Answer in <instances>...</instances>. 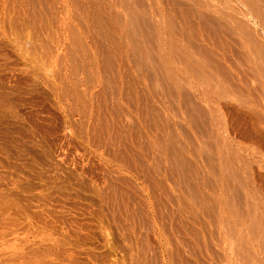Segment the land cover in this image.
Returning <instances> with one entry per match:
<instances>
[{
  "label": "rangeland",
  "instance_id": "obj_1",
  "mask_svg": "<svg viewBox=\"0 0 264 264\" xmlns=\"http://www.w3.org/2000/svg\"><path fill=\"white\" fill-rule=\"evenodd\" d=\"M145 1L135 12L162 27L175 8ZM227 1L205 0L228 15ZM126 7L0 0V264H233L232 206L191 148L205 140L189 129L182 100L137 67L126 23L134 6ZM166 57L185 93L201 91ZM220 101L206 102L216 110L214 152L232 146L245 196L251 179L264 192L263 157L250 146L264 153V126L254 129L245 108ZM176 155L190 162L188 179L170 171Z\"/></svg>",
  "mask_w": 264,
  "mask_h": 264
},
{
  "label": "bare ground",
  "instance_id": "obj_2",
  "mask_svg": "<svg viewBox=\"0 0 264 264\" xmlns=\"http://www.w3.org/2000/svg\"><path fill=\"white\" fill-rule=\"evenodd\" d=\"M169 2L173 6L172 8L175 9L170 10L169 14L166 13L165 21H163L165 23L160 27L158 22L153 24L152 19L149 18V21L148 18L142 17L144 14L142 16L138 14V10L140 11L138 7L141 8L142 0H133L135 5L140 6H136L138 13L135 12L134 4H132L134 11L131 10L133 8L129 12L127 11L129 13L126 22L128 26L127 38L131 45L130 54L138 63L136 65L139 69L145 71V73L149 71V74H146L151 80V84L154 82L155 89L165 91L170 95L168 97L172 99L182 100L183 115L189 129L192 133L198 134V137L200 136L202 140H205H203V143L200 142L201 145L196 143L198 147L192 144L191 148L192 150L195 148V151L198 148L197 153L204 156L207 167L210 168L211 172H217V179L220 181L221 187V192L218 194L220 200H222L224 206H232L230 207L231 211H229L234 218L232 224L233 250L231 249L233 264H261L264 262V192L257 190L255 180L251 179L250 184L252 185L249 184V186L252 189V196H248L249 199L245 196L242 190L244 188L243 176L239 172L241 168L237 170V166L231 165L233 164L232 159L236 157L234 156L236 150L233 151L232 146L227 144L229 149L227 145H222L218 154L215 153L217 151L214 152L215 146L211 141L216 137L211 128L213 126H211V114H214L212 110L215 109L211 110V104L209 105L206 102L216 103L222 98H229L247 110V113L254 120V126L256 127L254 129H257L259 125L264 126V0H229V2L227 1L228 6L226 5L227 2H224L225 6L231 11L228 15L223 12L224 10L221 7L218 6L217 9L215 8L217 6H213V8L208 2L206 4L205 0H169L166 3ZM120 3L124 5L125 9H127L126 6H132L129 0H119ZM102 20L97 18V25L105 27L108 23L105 24ZM118 21L120 23L121 19ZM259 24L262 25V27H259L260 31L254 28L258 27ZM110 25L111 23L109 27ZM161 33L163 36L167 35V38H162ZM155 40L156 43H154ZM162 47L163 49H161ZM162 51L169 57L171 63L181 66L184 73L189 75L191 79L186 81L188 82L187 85L189 87L198 85L201 91L198 92L195 89L196 91L189 94V92L186 91L185 93L183 91L185 90L184 87H182V90L178 75L174 74L173 70L170 72L169 68L164 66L163 62L166 61H162L165 56H163ZM106 58L104 59L106 60ZM110 59H112L111 56L106 62L109 63ZM161 90L159 91L160 94ZM211 91L215 93L214 96H217L214 97ZM209 94H212V96ZM172 102L174 103V101ZM219 103L218 105H220ZM216 126L219 127V125ZM216 126L215 128H217ZM220 127L221 130L222 128L225 129L223 130L227 134L226 139H229L227 128L225 126ZM219 140L221 139L219 138ZM235 140V137L234 140H231L233 144L236 142ZM231 141L228 142L227 140L225 142L230 143ZM235 144L238 145L237 142ZM253 145H250L254 150L253 153L256 152V155L263 157L262 169H260L261 164L258 168L264 171V153L259 151L261 149L256 144ZM173 149L176 150V148ZM181 151L179 152L182 153L183 151ZM176 156L170 159L174 162L169 163L171 165L169 167L172 169L169 170L187 178L192 173L190 162L188 163L181 156L178 157L179 154ZM253 161L258 162V159ZM210 205L212 206V204Z\"/></svg>",
  "mask_w": 264,
  "mask_h": 264
}]
</instances>
